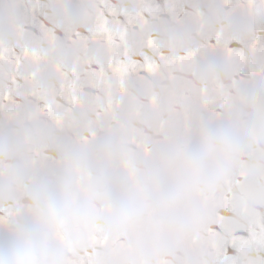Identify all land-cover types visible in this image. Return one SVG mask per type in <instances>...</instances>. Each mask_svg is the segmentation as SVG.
Masks as SVG:
<instances>
[{"label": "clouds", "instance_id": "9594fccd", "mask_svg": "<svg viewBox=\"0 0 264 264\" xmlns=\"http://www.w3.org/2000/svg\"><path fill=\"white\" fill-rule=\"evenodd\" d=\"M0 264H264V0H0Z\"/></svg>", "mask_w": 264, "mask_h": 264}]
</instances>
